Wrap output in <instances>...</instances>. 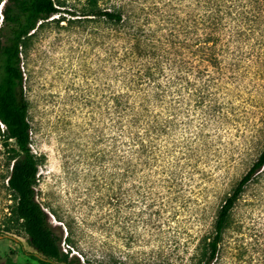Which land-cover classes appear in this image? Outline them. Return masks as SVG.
<instances>
[{"label": "rangeland", "instance_id": "obj_1", "mask_svg": "<svg viewBox=\"0 0 264 264\" xmlns=\"http://www.w3.org/2000/svg\"><path fill=\"white\" fill-rule=\"evenodd\" d=\"M55 2L61 12L24 39L22 71L31 148L39 158L37 198L66 238L62 251L91 264H189L224 199L264 149V51L256 34L230 44L225 66L235 79L225 101L234 108L228 124L207 129V148L199 150L185 187L186 203L172 221L167 212L155 221L148 200L138 202L131 182H122L103 156L110 135L105 99L108 86L117 92L120 35L86 14L123 6L157 34H167L166 21L185 16L187 1ZM11 146L0 128V264H36L25 234L7 219L12 198L3 176ZM215 264H264V166L231 209Z\"/></svg>", "mask_w": 264, "mask_h": 264}, {"label": "trees", "instance_id": "obj_2", "mask_svg": "<svg viewBox=\"0 0 264 264\" xmlns=\"http://www.w3.org/2000/svg\"><path fill=\"white\" fill-rule=\"evenodd\" d=\"M186 1V15L166 21L170 24L167 34H157L149 28L150 22H140L133 10L123 6L86 14L117 27L120 35L117 92L112 94L108 86L110 94L105 99L110 135L103 156L114 163L122 182H131L138 202L148 200L155 221L164 212L169 221L174 219L186 203L193 162L199 150L207 148V129L229 123L226 115L234 106L225 96L235 79L225 66L230 44L256 34L264 51V0ZM60 12L55 0L1 1L0 123L5 140L13 143L7 149L3 176L12 198L7 219L25 234L36 264H91L62 251L66 238L55 231L37 198L39 158L31 148L23 93L24 39L39 22ZM263 166L264 149L224 199L211 233L200 237L189 264H215L230 211Z\"/></svg>", "mask_w": 264, "mask_h": 264}, {"label": "snow or ice", "instance_id": "obj_3", "mask_svg": "<svg viewBox=\"0 0 264 264\" xmlns=\"http://www.w3.org/2000/svg\"><path fill=\"white\" fill-rule=\"evenodd\" d=\"M4 127V124L0 123V128H3Z\"/></svg>", "mask_w": 264, "mask_h": 264}, {"label": "water", "instance_id": "obj_4", "mask_svg": "<svg viewBox=\"0 0 264 264\" xmlns=\"http://www.w3.org/2000/svg\"><path fill=\"white\" fill-rule=\"evenodd\" d=\"M0 238H2V236L0 235Z\"/></svg>", "mask_w": 264, "mask_h": 264}]
</instances>
